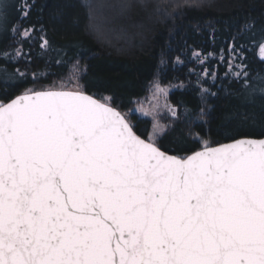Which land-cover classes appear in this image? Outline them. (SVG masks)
Masks as SVG:
<instances>
[{
  "label": "snow or ice",
  "instance_id": "1",
  "mask_svg": "<svg viewBox=\"0 0 264 264\" xmlns=\"http://www.w3.org/2000/svg\"><path fill=\"white\" fill-rule=\"evenodd\" d=\"M165 130L63 86L0 103V264H264V139L170 155Z\"/></svg>",
  "mask_w": 264,
  "mask_h": 264
},
{
  "label": "trees",
  "instance_id": "2",
  "mask_svg": "<svg viewBox=\"0 0 264 264\" xmlns=\"http://www.w3.org/2000/svg\"><path fill=\"white\" fill-rule=\"evenodd\" d=\"M93 2L0 0V103L57 88L78 64L82 91L125 113L157 77L175 85L178 115L157 141L169 154L264 137V0H111L102 11L113 21L107 39L91 27ZM131 118L148 139L152 121Z\"/></svg>",
  "mask_w": 264,
  "mask_h": 264
},
{
  "label": "rangeland",
  "instance_id": "3",
  "mask_svg": "<svg viewBox=\"0 0 264 264\" xmlns=\"http://www.w3.org/2000/svg\"><path fill=\"white\" fill-rule=\"evenodd\" d=\"M111 2V0H94L91 5V13L93 14L94 25L91 24V27L96 29V33L99 34V38L107 39L112 32L113 21L104 14L103 12L107 10L106 3ZM103 11V12H102ZM97 15V17L95 16ZM264 56V52H262ZM82 72V67L80 65H74L70 75L62 82L59 83L56 89H59L63 86L64 90H82L80 85V76ZM159 85L164 89V93L161 94L156 91V85ZM175 88V85L172 83L164 84L159 77H157L151 84L148 90L147 95L138 100L134 107L126 112L129 114L130 119L133 113H136L139 117L149 118L152 121V129L150 136L153 135V125L157 122L160 125L165 126V132L170 128L174 123L176 117L174 118L169 111V108L176 109L169 101L170 92ZM104 100V99H103ZM177 115H178V110ZM162 136V135H161ZM160 136V137H161ZM159 137V138H160ZM155 138V137H154ZM157 138V141L158 139Z\"/></svg>",
  "mask_w": 264,
  "mask_h": 264
},
{
  "label": "water",
  "instance_id": "4",
  "mask_svg": "<svg viewBox=\"0 0 264 264\" xmlns=\"http://www.w3.org/2000/svg\"><path fill=\"white\" fill-rule=\"evenodd\" d=\"M85 92V91H84ZM86 94H88V95H91V94H89V93H87V92H85ZM91 96H93V98H95V99H98V100H100L99 98H97V97H95L94 95H91ZM102 101V100H101ZM103 102V101H102ZM116 107V106H115ZM117 108V107H116ZM118 110H120L119 108H117ZM121 111V110H120ZM145 139V138H144ZM241 139H264V137L263 138H241ZM230 142H232V141H230ZM230 142H226V143H230ZM215 146H217V145H215ZM162 151H164L163 149H161ZM201 150V149H200ZM200 150H198V151H200ZM170 155H173V154H170Z\"/></svg>",
  "mask_w": 264,
  "mask_h": 264
}]
</instances>
